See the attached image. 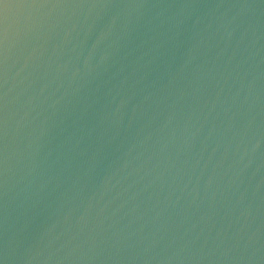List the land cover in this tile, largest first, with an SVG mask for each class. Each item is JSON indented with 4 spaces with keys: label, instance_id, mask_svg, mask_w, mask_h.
I'll list each match as a JSON object with an SVG mask.
<instances>
[{
    "label": "water",
    "instance_id": "obj_1",
    "mask_svg": "<svg viewBox=\"0 0 264 264\" xmlns=\"http://www.w3.org/2000/svg\"><path fill=\"white\" fill-rule=\"evenodd\" d=\"M0 264H264V0H0Z\"/></svg>",
    "mask_w": 264,
    "mask_h": 264
}]
</instances>
